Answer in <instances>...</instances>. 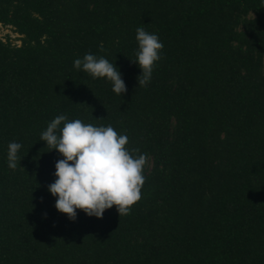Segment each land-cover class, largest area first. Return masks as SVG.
Here are the masks:
<instances>
[{"label": "trees", "instance_id": "trees-1", "mask_svg": "<svg viewBox=\"0 0 264 264\" xmlns=\"http://www.w3.org/2000/svg\"><path fill=\"white\" fill-rule=\"evenodd\" d=\"M0 21L22 40L0 37V264H264V0H0ZM138 27L164 44L146 87ZM89 52L123 96L74 67ZM60 114L147 155L130 215L57 210Z\"/></svg>", "mask_w": 264, "mask_h": 264}, {"label": "clouds", "instance_id": "clouds-1", "mask_svg": "<svg viewBox=\"0 0 264 264\" xmlns=\"http://www.w3.org/2000/svg\"><path fill=\"white\" fill-rule=\"evenodd\" d=\"M136 40L138 50L136 59L132 60L142 69L139 86L146 87L162 58L164 44L157 34L149 33L144 27L136 29ZM100 50L104 51L102 45ZM73 64L94 79L106 78L117 95L127 92L122 73L104 56L89 52L76 58ZM40 140L46 142L48 151L58 150L63 157L56 162V179L48 189L57 197V210L69 219H77L78 209L88 216L103 218L105 210L113 206L120 217L130 215L132 206L141 200L147 155L138 148H127L129 137L119 134L112 125L86 124L60 114L51 120ZM21 148L22 144L15 141L8 144V166L13 170L21 161Z\"/></svg>", "mask_w": 264, "mask_h": 264}, {"label": "rangeland", "instance_id": "rangeland-1", "mask_svg": "<svg viewBox=\"0 0 264 264\" xmlns=\"http://www.w3.org/2000/svg\"><path fill=\"white\" fill-rule=\"evenodd\" d=\"M251 15L253 14L251 13ZM7 34L10 36V39L13 41V43H21L22 40L19 38L21 34L14 29L13 25L11 24L5 25L3 23V26L2 25L0 26V35H2L4 39H6Z\"/></svg>", "mask_w": 264, "mask_h": 264}, {"label": "built area", "instance_id": "built-area-1", "mask_svg": "<svg viewBox=\"0 0 264 264\" xmlns=\"http://www.w3.org/2000/svg\"><path fill=\"white\" fill-rule=\"evenodd\" d=\"M3 26V23L0 21V26ZM6 25V24H5ZM0 37H2V35H0ZM3 38V37H2ZM4 39V38H3ZM17 44H20V43H17Z\"/></svg>", "mask_w": 264, "mask_h": 264}]
</instances>
